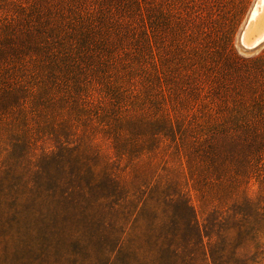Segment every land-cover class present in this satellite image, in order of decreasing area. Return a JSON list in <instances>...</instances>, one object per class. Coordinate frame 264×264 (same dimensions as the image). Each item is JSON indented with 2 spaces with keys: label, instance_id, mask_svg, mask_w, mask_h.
Wrapping results in <instances>:
<instances>
[{
  "label": "rangeland",
  "instance_id": "rangeland-1",
  "mask_svg": "<svg viewBox=\"0 0 264 264\" xmlns=\"http://www.w3.org/2000/svg\"><path fill=\"white\" fill-rule=\"evenodd\" d=\"M255 2L0 0V264H165L175 222L264 264Z\"/></svg>",
  "mask_w": 264,
  "mask_h": 264
},
{
  "label": "trees",
  "instance_id": "trees-1",
  "mask_svg": "<svg viewBox=\"0 0 264 264\" xmlns=\"http://www.w3.org/2000/svg\"><path fill=\"white\" fill-rule=\"evenodd\" d=\"M186 210L185 207L178 211L184 216V214L186 215ZM243 221L245 222L246 220ZM174 225L172 235L170 239H168V242L171 243H169V249H167V256L164 257L168 259L165 264H194L191 259L184 257L188 254L187 247L182 251L183 244H188L190 240H193L195 247H197L200 253L199 257L202 259L201 264H251L246 259L241 260L238 258L236 253L237 249L234 250L230 248V244L232 243L231 239L227 240L225 237H221L218 242L213 245L209 244L208 247L204 249L203 236L199 228L196 226L193 227L191 230L192 236L188 238V236L181 231L180 225L177 222H175ZM249 237L252 239L253 236ZM196 240H199V243H196ZM122 247L123 246H120L117 250V254L120 253V257L118 256L119 259L124 255V249ZM156 264L163 263L156 262Z\"/></svg>",
  "mask_w": 264,
  "mask_h": 264
},
{
  "label": "bare ground",
  "instance_id": "bare-ground-1",
  "mask_svg": "<svg viewBox=\"0 0 264 264\" xmlns=\"http://www.w3.org/2000/svg\"><path fill=\"white\" fill-rule=\"evenodd\" d=\"M263 12L264 0H257V2L252 4L246 19L243 21L242 26L238 31L239 42L245 53L254 54L264 46V26L255 31L251 30L254 25H256L258 17ZM260 44H262L261 47L255 49Z\"/></svg>",
  "mask_w": 264,
  "mask_h": 264
},
{
  "label": "water",
  "instance_id": "water-1",
  "mask_svg": "<svg viewBox=\"0 0 264 264\" xmlns=\"http://www.w3.org/2000/svg\"><path fill=\"white\" fill-rule=\"evenodd\" d=\"M235 45H236V48L238 50L239 53H241L242 55H251L252 53H245L242 49V46L240 45V42H239V34L237 33V36H236V42H235ZM262 44H260L259 46H257L255 49L261 47Z\"/></svg>",
  "mask_w": 264,
  "mask_h": 264
}]
</instances>
